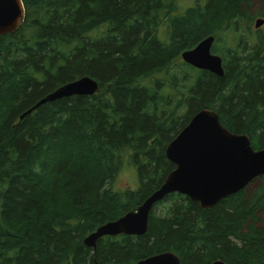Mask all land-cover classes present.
Instances as JSON below:
<instances>
[{
    "label": "trees",
    "instance_id": "obj_1",
    "mask_svg": "<svg viewBox=\"0 0 264 264\" xmlns=\"http://www.w3.org/2000/svg\"><path fill=\"white\" fill-rule=\"evenodd\" d=\"M259 1L252 13V0H22L24 22L0 36V264H136L168 251L180 264H264V176L211 209L169 194L144 235L83 244L160 187L175 168L166 146L200 110L264 149ZM209 36L222 77L181 58ZM84 76L96 94L20 119ZM125 165L138 186L115 190Z\"/></svg>",
    "mask_w": 264,
    "mask_h": 264
},
{
    "label": "water",
    "instance_id": "obj_2",
    "mask_svg": "<svg viewBox=\"0 0 264 264\" xmlns=\"http://www.w3.org/2000/svg\"><path fill=\"white\" fill-rule=\"evenodd\" d=\"M25 20L22 0H0V36L14 33ZM264 19L255 21L256 29ZM214 38L209 36L193 49L184 51V63L222 77V59L211 52ZM99 91L98 83L84 76L56 88L42 97L20 119L38 107L71 96H92ZM165 157L175 165L160 187L149 195L135 211L109 221L87 235L83 244L95 249L103 237L119 235L142 236L147 231L150 212L167 195L178 193L196 202L203 209L213 208L220 200L245 189L254 179L264 176V149L254 150L245 134L225 129L213 110L202 109L166 146ZM136 264H180L173 252H162ZM209 264H225L216 260Z\"/></svg>",
    "mask_w": 264,
    "mask_h": 264
},
{
    "label": "rangeland",
    "instance_id": "obj_3",
    "mask_svg": "<svg viewBox=\"0 0 264 264\" xmlns=\"http://www.w3.org/2000/svg\"><path fill=\"white\" fill-rule=\"evenodd\" d=\"M188 3L190 2H184L183 6L187 5ZM261 9H262L261 2L259 0H252V6H251L252 13H257L261 11ZM137 186H138V179L135 168L125 165L115 178L113 185L114 189L119 191H124L127 189L133 190L137 188ZM167 204L168 203L160 204L156 209V213L162 212V210Z\"/></svg>",
    "mask_w": 264,
    "mask_h": 264
}]
</instances>
